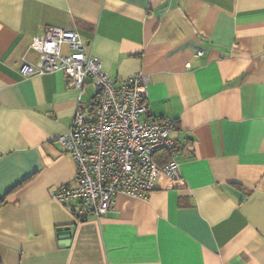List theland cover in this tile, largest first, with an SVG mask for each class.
<instances>
[{
	"label": "crops",
	"instance_id": "0c3cea01",
	"mask_svg": "<svg viewBox=\"0 0 264 264\" xmlns=\"http://www.w3.org/2000/svg\"><path fill=\"white\" fill-rule=\"evenodd\" d=\"M47 27L77 31L117 82L147 76L179 180L82 223L52 197L77 173L57 138L93 89L20 72ZM0 261L264 264V0H0Z\"/></svg>",
	"mask_w": 264,
	"mask_h": 264
},
{
	"label": "built area",
	"instance_id": "2783aa9c",
	"mask_svg": "<svg viewBox=\"0 0 264 264\" xmlns=\"http://www.w3.org/2000/svg\"><path fill=\"white\" fill-rule=\"evenodd\" d=\"M29 47L37 59L22 63L23 75L60 71L68 86L81 92L89 80L93 89L89 103L78 98L68 131L57 138L72 156L77 173L52 197L71 208L76 223L99 219L113 208L117 194L147 198L159 176L181 178L173 157L172 121L144 117L146 75L139 72L121 82L110 78L72 29L47 27ZM196 54L202 55L201 49ZM164 152L170 158L159 163L157 155Z\"/></svg>",
	"mask_w": 264,
	"mask_h": 264
},
{
	"label": "trees",
	"instance_id": "16d2710c",
	"mask_svg": "<svg viewBox=\"0 0 264 264\" xmlns=\"http://www.w3.org/2000/svg\"><path fill=\"white\" fill-rule=\"evenodd\" d=\"M173 156H174V152H173ZM169 158H170L169 155L166 154L165 152L157 155V160H159V163H163L169 160ZM0 264H2L1 261H0Z\"/></svg>",
	"mask_w": 264,
	"mask_h": 264
},
{
	"label": "water",
	"instance_id": "95a60500",
	"mask_svg": "<svg viewBox=\"0 0 264 264\" xmlns=\"http://www.w3.org/2000/svg\"><path fill=\"white\" fill-rule=\"evenodd\" d=\"M73 230V226H70V227H63L61 229H59L60 233L66 235L68 232L72 231Z\"/></svg>",
	"mask_w": 264,
	"mask_h": 264
},
{
	"label": "rangeland",
	"instance_id": "374dc122",
	"mask_svg": "<svg viewBox=\"0 0 264 264\" xmlns=\"http://www.w3.org/2000/svg\"><path fill=\"white\" fill-rule=\"evenodd\" d=\"M91 92L93 93V90H91ZM91 92H90V93H91ZM92 93H91V94H92Z\"/></svg>",
	"mask_w": 264,
	"mask_h": 264
}]
</instances>
